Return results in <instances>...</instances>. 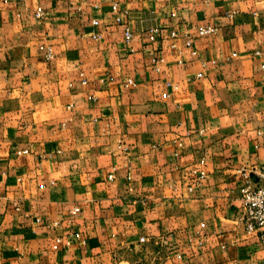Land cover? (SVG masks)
Returning a JSON list of instances; mask_svg holds the SVG:
<instances>
[{"label":"crops","instance_id":"obj_1","mask_svg":"<svg viewBox=\"0 0 264 264\" xmlns=\"http://www.w3.org/2000/svg\"><path fill=\"white\" fill-rule=\"evenodd\" d=\"M263 65L264 0H0V264H264Z\"/></svg>","mask_w":264,"mask_h":264},{"label":"built area","instance_id":"obj_2","mask_svg":"<svg viewBox=\"0 0 264 264\" xmlns=\"http://www.w3.org/2000/svg\"><path fill=\"white\" fill-rule=\"evenodd\" d=\"M112 11L116 14L118 13V4L115 2L111 6ZM36 14L38 16L42 15V9L39 7L38 10L36 11ZM116 19L118 21L121 20L120 16L117 15ZM93 25L99 26L100 20L98 18H94L92 20ZM218 28L213 25H206V26H201L198 28V33L201 35H207L213 32H216ZM93 38L95 39H100L102 37V34L100 31L94 32L92 35ZM171 36L175 37L177 36L176 31L171 32ZM125 37L127 40H130L132 37V31L129 26L125 28ZM185 44L191 48L193 52L194 50V43L192 38H190L188 35L185 36ZM43 50H45L46 56L48 58H51L54 53L53 49L50 45H41L40 46ZM260 53V52H257ZM233 55H236L234 53ZM154 60H161L154 58ZM264 66V65H263ZM198 77L203 76L202 72L197 73ZM83 83H86V79L83 78ZM128 84H131L133 86H136V82L134 79H129ZM171 83H168V86H171ZM163 97H168L169 94L168 92H163L162 93ZM89 98L95 99L93 95H89ZM126 149V147H125ZM29 149H23L18 151L19 154L21 153H28ZM240 176L242 179V183L239 186V195L242 200V215H241V220L245 226V230L248 233H255L259 236L261 242L264 244V164L261 165L260 167H248V166H241L239 168ZM110 178L114 177V174L109 175ZM130 177V175H128ZM200 180L204 179L206 177V171L205 170H200L198 172L197 176ZM1 200H0V205H1ZM14 205L18 207V204L14 202ZM80 207L76 206L73 208V213H77L80 211ZM59 225V220H52L49 223L50 228H56ZM75 235L77 237H80V233L76 232ZM147 241V237L141 236L140 237V242L144 243ZM165 243H167V240H164ZM64 240L61 235H55L53 242H52V248L53 249H58L63 245Z\"/></svg>","mask_w":264,"mask_h":264}]
</instances>
